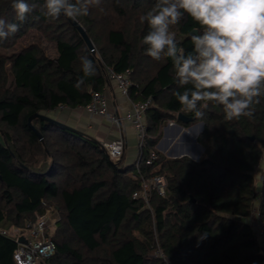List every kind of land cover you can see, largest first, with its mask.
<instances>
[{"label":"trees","instance_id":"1","mask_svg":"<svg viewBox=\"0 0 264 264\" xmlns=\"http://www.w3.org/2000/svg\"><path fill=\"white\" fill-rule=\"evenodd\" d=\"M27 2L37 7L14 36L0 40V229L24 225L54 205L61 220L50 264H264V96L252 106L251 117L232 121L222 107L209 104L203 119L192 121L204 124L198 136L201 159L168 157L157 149L165 123L187 127L192 122L177 114H193L174 96L183 89L171 59L155 61L145 54L142 38L149 29L139 17L156 0H101L79 17L95 52L65 16L54 21L43 16L44 0ZM11 4L0 0V18L20 23ZM198 27L185 15L172 28L186 52ZM30 29L56 42L54 57L37 42L18 44ZM81 56L93 61L96 73L77 88ZM108 68L130 71L131 103L152 101L144 114L148 136L139 167L136 161H113L89 135L40 118L28 123L36 112L86 106L93 91L104 92ZM151 151L158 158L149 164ZM140 174L167 179L164 195L151 191V208L132 196L142 186ZM254 212L261 229L248 221ZM16 247L0 233V264H16ZM153 247L162 249L166 260L149 255Z\"/></svg>","mask_w":264,"mask_h":264},{"label":"clouds","instance_id":"2","mask_svg":"<svg viewBox=\"0 0 264 264\" xmlns=\"http://www.w3.org/2000/svg\"><path fill=\"white\" fill-rule=\"evenodd\" d=\"M100 5L101 0H44L40 10L52 21L62 15L75 21ZM11 7L20 23L0 18V40L14 36L37 5L12 0ZM185 15L199 25L187 52L172 31ZM139 19L149 29L142 38L145 54L172 61L175 82L183 89L174 96L184 112L203 119L211 104L222 107L228 121L253 115L252 106L264 96V0H156ZM80 63L77 88L96 73L88 57L81 56Z\"/></svg>","mask_w":264,"mask_h":264},{"label":"built area","instance_id":"3","mask_svg":"<svg viewBox=\"0 0 264 264\" xmlns=\"http://www.w3.org/2000/svg\"><path fill=\"white\" fill-rule=\"evenodd\" d=\"M129 74V70L125 73H117L112 68H108V77L117 81L121 92L126 96H128V87L131 84ZM91 96V101L86 105V108L91 113L108 117L118 127H121L124 121L129 122L134 127L139 148L136 159L137 167H139L142 147L148 136V127L144 121V114L152 103L151 99L132 102L130 108L123 115H120L118 113H109V101L104 92L93 91ZM64 106L61 105V107ZM102 145L109 157L113 161L118 162L123 157L126 139L122 135L111 141H105ZM157 158V152L151 151L146 161L150 164ZM139 176L142 180V186L134 191L132 196L136 199H142L151 208V191L156 190L159 194L164 195L167 190L166 176L164 174H155L148 178L141 174ZM134 177H137V175L135 174ZM60 220L58 208L49 205L46 206L43 212L36 213L34 218L26 220L24 225H11L1 228L0 233L2 235L12 238L17 243L13 254L15 263L50 264V259L56 252L54 236ZM155 257H161L166 260L164 252L159 247H156Z\"/></svg>","mask_w":264,"mask_h":264},{"label":"crops","instance_id":"4","mask_svg":"<svg viewBox=\"0 0 264 264\" xmlns=\"http://www.w3.org/2000/svg\"><path fill=\"white\" fill-rule=\"evenodd\" d=\"M104 93L109 101L108 111L110 114L123 115L130 108L131 100L121 92L114 78H109ZM49 114L59 121L80 129L100 143L111 141L123 135L126 139V147L122 157L124 164L130 165L136 161L138 156L136 132L129 122L124 121L122 126L118 127L108 117L91 113L86 106H59L50 111Z\"/></svg>","mask_w":264,"mask_h":264},{"label":"water","instance_id":"5","mask_svg":"<svg viewBox=\"0 0 264 264\" xmlns=\"http://www.w3.org/2000/svg\"><path fill=\"white\" fill-rule=\"evenodd\" d=\"M67 18V17H66ZM76 28L77 30L80 32L81 36L83 37V39L85 40L86 44L88 45L89 49L93 52H95V47H94V44L93 42L91 41L88 33L86 32V30L83 28V26L81 25V23L78 21V20H71L69 18H67ZM34 118H40V119H43V120H47V121H50V122H53V123H57V124H60L61 126H64L70 130H73L75 132H78V133H81V134H86L88 135L87 133L81 131L80 129L78 128H75L67 123H64L62 121H59L58 119L54 118L53 116L49 115L48 113H43V112H36V113H33L32 115L29 116L28 118V123L30 125H32V120ZM177 119L182 121V122H185V123H188V122H192L194 120L193 117L191 116H187L186 114L182 113V112H178L177 114ZM170 125H172L173 127L176 128L177 130V133H181L182 135L183 134H186V133H190V130H193L194 131L196 130V128L199 127V130H197V132L195 131V136L193 135L192 136V139L194 141L195 144L199 145L201 148H202V154L204 153V147L202 146V144L198 141V136L199 134L203 131V128H204V124L203 122H192V124H190L189 126L185 127L183 126L181 123L177 122V121H167L163 127V133H162V136L160 138V140L158 141L157 143V147L160 148V144H161V141L163 140L164 136H165V129L167 127H169ZM35 132L37 133L38 137L43 140V136L42 134L40 133V131L37 129V128H34ZM90 136V135H89ZM93 138V137H92ZM94 140H96L95 138H93ZM251 139H254L253 136H251ZM177 146V142H175L173 144V147ZM161 149V148H160ZM162 150V149H161ZM198 156V158L196 157H193L191 155H189L188 153L186 152H182V153H179V154H174V155H171L170 151L167 152V155L169 157H173V158H178V157H183V156H188V157H191L192 159L198 161L201 159V156ZM120 161V160H119Z\"/></svg>","mask_w":264,"mask_h":264},{"label":"bare ground","instance_id":"6","mask_svg":"<svg viewBox=\"0 0 264 264\" xmlns=\"http://www.w3.org/2000/svg\"><path fill=\"white\" fill-rule=\"evenodd\" d=\"M197 130H199V127L196 128L195 131L197 132ZM195 131L193 129L190 130L191 133L182 135L181 133H177L176 128L170 125L165 129V136L161 141L160 148L163 150L164 146H166V152L170 151L171 155L186 152L189 155L198 158V156L202 154V148L195 144L192 139ZM175 142H177V146L173 147Z\"/></svg>","mask_w":264,"mask_h":264},{"label":"rangeland","instance_id":"7","mask_svg":"<svg viewBox=\"0 0 264 264\" xmlns=\"http://www.w3.org/2000/svg\"><path fill=\"white\" fill-rule=\"evenodd\" d=\"M31 42L39 43L45 49V52L49 56L54 57L57 54L56 42L47 40L44 37V35L40 31H38L36 29H30L25 35H23L18 40V44L19 45H26V44H29ZM50 114H53V113H50ZM137 147H138V144H137ZM157 149H159V148L157 147ZM163 150H165V151L161 150V152H163L166 156H168L167 152H166V146H164ZM138 152H139V148H138ZM202 156H203V154H202ZM256 177H257V184H258V186H260V183H261V171L259 169L256 171ZM52 206L55 207L54 205H52ZM59 214H60V212H59ZM60 217H61V214H60ZM248 221L250 223H252L254 225V227H256V229H257V227L261 229V224L258 223L257 213L256 212H254V214L252 215V217H250V219ZM155 250H156V248L153 247L150 250V254L149 255L154 257L155 256Z\"/></svg>","mask_w":264,"mask_h":264}]
</instances>
